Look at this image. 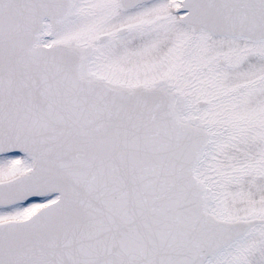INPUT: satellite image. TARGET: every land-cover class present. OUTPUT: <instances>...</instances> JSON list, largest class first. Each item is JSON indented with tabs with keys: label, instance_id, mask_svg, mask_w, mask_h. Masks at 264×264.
Instances as JSON below:
<instances>
[{
	"label": "snow or ice",
	"instance_id": "1",
	"mask_svg": "<svg viewBox=\"0 0 264 264\" xmlns=\"http://www.w3.org/2000/svg\"><path fill=\"white\" fill-rule=\"evenodd\" d=\"M0 264H264V0H0Z\"/></svg>",
	"mask_w": 264,
	"mask_h": 264
}]
</instances>
